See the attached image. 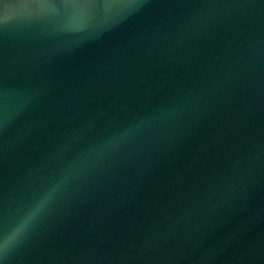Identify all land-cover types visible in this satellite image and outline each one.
<instances>
[{"label":"water","instance_id":"obj_1","mask_svg":"<svg viewBox=\"0 0 264 264\" xmlns=\"http://www.w3.org/2000/svg\"><path fill=\"white\" fill-rule=\"evenodd\" d=\"M0 264H264V0H0Z\"/></svg>","mask_w":264,"mask_h":264}]
</instances>
